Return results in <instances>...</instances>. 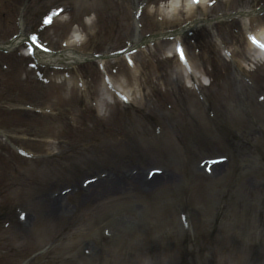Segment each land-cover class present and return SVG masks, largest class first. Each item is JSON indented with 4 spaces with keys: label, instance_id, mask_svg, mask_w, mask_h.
I'll return each instance as SVG.
<instances>
[{
    "label": "rangeland",
    "instance_id": "rangeland-1",
    "mask_svg": "<svg viewBox=\"0 0 264 264\" xmlns=\"http://www.w3.org/2000/svg\"><path fill=\"white\" fill-rule=\"evenodd\" d=\"M26 1L28 0H20L18 9L13 7L15 14L11 13L5 18L1 15L0 33L13 26L16 12L20 8L24 11L26 7V13L31 11L44 14L51 7L66 3V11L76 14L84 11L79 8L89 9L84 3L94 2L76 0L77 7H74L71 0ZM143 1L96 0L105 19L112 18L118 11L120 14L115 18V21L120 18L116 27L108 22L100 25L101 29L112 31L115 36L120 31V41L125 34V41L128 37L131 39L135 30L134 8ZM234 3L236 6L233 8L242 4L241 0H234ZM250 4L254 5V0ZM147 6L142 14L145 32L175 29L181 25L180 21L184 22L188 18L185 13H181L179 22L172 17H165L160 23V13L149 12ZM220 8L229 9V6H217L209 12V17ZM192 14L201 15L202 9L199 8L197 13ZM71 28L72 25L65 17L60 16L56 25L48 31H66L63 36L52 34L56 39L66 37ZM256 28L253 26V31ZM225 30L224 27V32L228 35L230 31ZM85 31H89L87 26ZM207 32L206 29L197 30L182 38L188 53L193 56L200 69L204 62L195 53L197 48L209 57L212 54L220 55ZM52 36L47 34L49 40ZM200 38L206 41L202 46L198 42ZM174 42L166 40L156 43L152 50L154 54L150 58H147L149 48L135 55L139 63L134 71L140 76L139 80L131 79L129 85L133 89L141 86L138 92L143 95L142 99L137 100L140 108L136 111L124 108L121 104L107 105L101 117L91 120L87 118L88 113L80 104L84 102L91 106L103 96L100 77H97L100 72L98 74L92 65L87 67L88 72L85 67V72L79 68L74 69L75 73L69 74L75 77L72 81L66 80V74L59 72L55 74L52 85L35 82L27 84V88L21 87L26 88L27 94L18 93L17 100L10 104L12 113L19 109V103L24 99L30 104L45 105L49 109L60 108L55 110L59 116L53 117L59 120L56 123V145L42 140L48 133L46 121L43 119L39 123L41 118H37L31 111H28L29 117L12 118L16 122L34 120L35 123V126H30L33 129L30 133L34 135L31 139L29 136V142L24 139H19L18 142L24 140L23 147L36 155L53 152L57 156L45 155L43 159L50 160L43 165L35 164L25 173L14 174L15 183L6 185V181L0 182V189L4 190L1 196H12L23 187L19 198L25 203L26 209L22 210L28 211V220L24 224L14 222L11 230H2L0 224V240H4L0 242V252L1 249L10 247L18 251L17 257L13 261L8 260V264H22L27 255L38 250H43V253L38 254L31 264H182L187 251L192 256L190 264H220L224 257L215 255V251H222L225 247L229 250L225 254L228 258L238 257L237 247L247 248L249 255L254 257V263H259L260 252L264 253V150L260 151L252 146L262 142L264 146V101L259 102L257 98L264 92V73H253L252 78L258 79L257 87L249 88L243 74L239 72L241 69L245 70V67L236 65L239 70L232 69L222 62L219 66V85L207 91L204 101L207 108L215 107V114H222L220 124L215 128L210 127L206 117L194 104L192 92L183 88L181 83L178 84L179 64L176 62L174 65L170 60L164 63L162 61L166 48ZM238 47L242 50L238 56L245 64L250 54L248 52L244 59L249 49L247 40ZM121 65L126 67V71L129 69L123 59ZM163 67L166 69L165 76H171L167 80L175 79V82H165L161 75ZM148 83L152 87H147ZM158 90L163 93L157 92ZM183 95L186 99L181 98ZM169 96L175 100H171ZM169 101H172L171 107L166 105ZM78 118L86 120L80 121ZM184 119L187 120L186 125ZM249 119L251 121L245 127ZM74 122L79 123L74 130L75 136L78 128L87 126L92 130L90 142L85 145L80 143L85 138V133H80L76 140L74 137L73 144H60V138L70 137L63 132H69L71 128L68 125ZM161 122L165 123L163 131L160 128ZM241 127L246 128L248 134L239 146L236 145L241 151L233 152L232 159V150L229 151L228 145L232 144L234 131ZM11 135L16 136L14 132ZM183 138L189 147L195 144L203 146L205 142H209L203 151L196 150L190 164H187L182 149ZM244 142L251 143V148L243 149ZM224 154L231 158V164L215 169L209 176L203 173L199 167L200 160ZM154 169L168 174V179L160 181L161 188H150L149 184L144 192L133 187L129 180L131 172L138 170L147 173ZM5 172L3 164V168H0V180ZM201 175L206 180H202L204 184L184 193L182 184L188 176L194 182L201 180ZM33 176L39 177L35 185H32ZM92 177H102L105 182L98 180L92 188L85 190L84 181ZM25 181L26 184L22 186L21 183ZM189 186L190 183H187L186 187ZM51 194L57 197L54 201V213L49 212L52 201L47 208L45 206L46 199ZM179 207L187 209L188 213H185L193 218L199 229L201 237L197 245L188 240L190 234L184 231V221L179 220ZM23 211L18 210L16 214ZM16 214L13 212L10 215L12 222L16 220ZM23 243H30L25 249H31L25 251L20 246ZM192 249L194 254L191 253Z\"/></svg>",
    "mask_w": 264,
    "mask_h": 264
},
{
    "label": "bare ground",
    "instance_id": "bare-ground-1",
    "mask_svg": "<svg viewBox=\"0 0 264 264\" xmlns=\"http://www.w3.org/2000/svg\"><path fill=\"white\" fill-rule=\"evenodd\" d=\"M167 9H169L170 10V2H169V4H167V7H165V6H162V10L166 13V12H168V10ZM177 10L178 9H171L170 11H173V12H177ZM169 13V12H168ZM245 14V13H244ZM202 23H207L208 24V21H206V20H199V24H202ZM193 25H198V22H195V23H193ZM77 37L78 36H75V38L73 39L74 41H76L77 40ZM20 39H22V38H20ZM20 39H17V40H15V42L13 43V45H18V44H20ZM42 56H44V57H51V54H48V55H42ZM46 59H48V58H46ZM160 176H155L154 178H155V182H159V178ZM139 182L140 183H142L143 185H145V184H147V182L145 181V180H142V178L141 177H139ZM49 210H50V212L51 213H54V210H55V208H54V201H52V203L50 204V206H49Z\"/></svg>",
    "mask_w": 264,
    "mask_h": 264
},
{
    "label": "clouds",
    "instance_id": "clouds-1",
    "mask_svg": "<svg viewBox=\"0 0 264 264\" xmlns=\"http://www.w3.org/2000/svg\"><path fill=\"white\" fill-rule=\"evenodd\" d=\"M155 5L154 4H150L149 5V12H152L155 10ZM180 8H184L185 10H190L194 8V3L192 2V0H170V10L171 9H180ZM210 81L205 78L203 83L204 84H208Z\"/></svg>",
    "mask_w": 264,
    "mask_h": 264
},
{
    "label": "snow or ice",
    "instance_id": "snow-or-ice-1",
    "mask_svg": "<svg viewBox=\"0 0 264 264\" xmlns=\"http://www.w3.org/2000/svg\"><path fill=\"white\" fill-rule=\"evenodd\" d=\"M195 2H196V3H199V0H195ZM253 39L255 40V38H253ZM261 47H264V45H261ZM178 52H179V54H180L181 59H185V54H184V50H183L182 47L178 49ZM129 63H132V61L129 60ZM261 99H264V97H261ZM222 159H224V158H222ZM158 171H159V170H158Z\"/></svg>",
    "mask_w": 264,
    "mask_h": 264
}]
</instances>
